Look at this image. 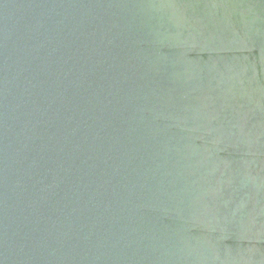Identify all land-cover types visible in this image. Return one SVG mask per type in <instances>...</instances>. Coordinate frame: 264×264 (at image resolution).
<instances>
[{"label": "water", "instance_id": "obj_1", "mask_svg": "<svg viewBox=\"0 0 264 264\" xmlns=\"http://www.w3.org/2000/svg\"><path fill=\"white\" fill-rule=\"evenodd\" d=\"M0 264H264V0H0Z\"/></svg>", "mask_w": 264, "mask_h": 264}]
</instances>
